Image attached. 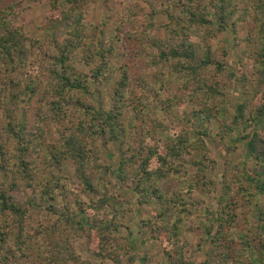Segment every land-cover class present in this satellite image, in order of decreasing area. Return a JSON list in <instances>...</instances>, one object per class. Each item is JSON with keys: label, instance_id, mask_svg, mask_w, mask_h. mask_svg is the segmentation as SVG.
<instances>
[{"label": "trees", "instance_id": "obj_1", "mask_svg": "<svg viewBox=\"0 0 264 264\" xmlns=\"http://www.w3.org/2000/svg\"><path fill=\"white\" fill-rule=\"evenodd\" d=\"M139 1L147 8L146 25L142 31L129 33L127 41L136 59L132 64L140 67L137 61L141 60L147 78L142 89L159 102L161 110L193 105L195 110L185 116L179 114L178 119L190 126L196 123L194 137L184 128L172 134L166 123L135 114L138 100L129 86V69L127 65L115 69L109 60L116 34H106L99 25L84 19V7L91 0H50L42 41L29 39L20 29L7 25L5 20L14 12L13 7L0 11V264H17L20 260L30 264H91L74 250L77 230L85 228L97 235V264L141 262L135 253L140 242L132 233L123 237L126 247L108 246L115 242L120 229L118 212L110 205L117 199L107 190L109 174L121 188L132 184L140 204L158 207L156 215L161 225L141 221V228L154 225L157 232L172 239L174 245L165 251V264H194L184 260L178 223L182 226L188 213L186 201L196 188L194 183H213L199 175L205 172L204 162L209 160L206 140L216 137L228 153L244 140L256 168L242 161L235 165L228 161L232 176H224L219 211L211 214L203 238H210L217 249V264H227L231 253L236 254L232 263L237 264L239 255L248 258L246 252L254 253L249 264H264V236L260 234L264 224L255 223H264V205L261 207L258 201L264 195V0ZM60 2L67 7L61 9ZM158 17H164L165 22L156 24L154 19ZM240 24L247 30L242 56L252 61L253 71L248 74L239 61L236 75L244 88L251 87L252 79L251 97H259L255 109H246L244 102L235 107L227 104L226 91L235 75L226 70V50L208 45L228 28L236 32ZM78 67L89 68L90 77ZM110 69L120 71L121 76L112 86L113 104L106 109L86 101L85 96L93 94L96 84L113 82ZM69 107L77 113L75 122L67 120ZM135 118L151 129L143 135L141 126L135 132L136 141L130 143L127 136ZM262 126L260 134L257 129ZM97 139L104 145H117L119 160L115 168H103L99 162ZM192 153L198 155L190 163L196 173H190L189 164L183 162V156ZM66 161L74 166L76 185L72 189L66 188L62 182L65 178L59 175ZM41 171L47 173L42 178ZM19 186L33 194L24 204L13 195ZM65 191L76 198L85 193L95 200L85 208L79 199L60 205ZM239 202L256 214L253 241L247 232H228L236 229L234 212ZM101 209L109 215L107 219L97 215ZM41 210L49 213L52 224L34 227L29 233L25 225ZM118 211L123 213L122 209ZM213 224L216 231L211 234ZM235 242L240 246L239 255L231 245ZM142 260V264H149L147 256Z\"/></svg>", "mask_w": 264, "mask_h": 264}, {"label": "rangeland", "instance_id": "obj_2", "mask_svg": "<svg viewBox=\"0 0 264 264\" xmlns=\"http://www.w3.org/2000/svg\"><path fill=\"white\" fill-rule=\"evenodd\" d=\"M61 9H64V4L59 3ZM10 7L14 8V12L10 13L6 17L7 25L11 29H20L26 37L29 39H35L42 41L44 39V27L48 20V12L50 11V0H0V11L3 9H9ZM145 4L139 0H91L84 7V19L87 23L92 25H99L101 29L106 34L110 32L116 34V38L113 42V53L109 56L111 65L118 69L123 65H127L130 72V84L129 86L132 89V93L136 94L137 97V111L135 114L141 115L142 117L148 116L150 119L161 121L166 123L172 130V134L176 132L179 128H184L190 131V137H194V131L196 128V123L193 122L190 125H186L184 122H181L178 119V115L182 116L187 115L188 113L195 110V107L191 104H185L182 108H174L173 110H161V105L158 101L150 95L147 96L146 92L143 91V80L144 71L141 66V60L137 61L140 67L133 65V62H136V59L133 58V48L129 44L130 41H127L128 34L132 33L133 30H144L146 25V19L144 17ZM156 24L165 22L164 17H158L154 19ZM103 24V25H102ZM247 35L246 27L243 24H240L236 27V32H233L228 28L225 32L218 35L216 39L210 40L208 45L213 46L216 49H225L226 55L223 57V61L226 65V70L234 73V77L231 80V84L228 86L226 91V102L230 107H235L236 105L243 103L246 109H255L258 101H255L257 98L251 97V90H253V81H249V86L241 87L240 82L237 80V69L239 61H242L245 64L246 71L248 74H252L253 64L252 61L244 58L242 52L246 49V44L243 42L245 36ZM221 56L222 54L219 53ZM81 70V73L87 74L89 77L91 72L89 68L78 67ZM111 81L110 84H96L92 88L93 94L90 96H85L86 101H90L97 106H104L106 109H110L112 102V86L114 82L120 79L121 72H113L112 69L109 70ZM251 76V75H250ZM141 78V79H140ZM140 85V86H139ZM142 89V90H141ZM139 104V105H138ZM27 110V109H26ZM74 108H68V114L70 115L67 120L75 122L77 121V113L73 111ZM184 110V114L182 111ZM131 119L134 118V115ZM32 118V116H30ZM130 129L127 140L130 143L136 141L135 132L141 129V126L145 130H142L143 135H146L150 132L149 124L140 122L139 118H135ZM134 125V126H133ZM134 127L136 130H134ZM213 132L216 133L214 127H212ZM260 131V134L263 133V126L257 129ZM218 137L215 139H207L206 146L208 149L207 159L204 162V165H207L205 172L199 175V178L206 176V179L211 180L212 184H206L199 181L197 184L194 183L196 187L191 191L187 196L186 207L188 213L185 214L184 222L182 226L178 223L180 243L179 245L183 247L184 260L189 263L194 264H217L219 261L216 260L215 256L217 254V249L214 248L213 244L210 241V238H203V235L206 229L210 226V218L212 213L219 211V198L222 194L223 188V179L224 176L227 178L232 176L233 169L228 167V161L233 165L239 163L240 161L244 162L247 167L254 169L256 168L255 163L251 160L250 156L246 152L245 141L242 140L237 144L236 150L233 152H227L224 148V144L220 142ZM96 146L99 150V162L103 165V168L110 166L111 169L116 167L119 160V151L117 145L114 143H108L107 145L103 144L102 140H96ZM161 147H159L160 150ZM164 151V150H163ZM198 158V155L192 153L191 155L183 156V162L189 164L190 173H196V169L193 168L190 163ZM211 161L214 164H211ZM40 162V161H39ZM39 166L44 168V164L40 162ZM155 164H152L154 167ZM211 167H215L211 169ZM74 166L71 161H66L62 165V169L59 172L61 177H64L65 181L62 182L66 184L67 189H72L76 185V181L73 179L74 175ZM47 173L41 171L39 177L42 178L43 175ZM108 181L109 186L107 188L110 196H114L117 201L112 200L113 210L117 213L116 222L120 225L119 232L115 235L117 238L115 242H111L108 246L118 247L125 246L126 240L123 237H128L130 233L137 236L140 244H137V249L135 253L137 254L138 259L143 262L142 258L147 256L149 264H165L166 256L165 251L171 250L174 243L172 239L164 233H159L156 230V226L151 225L146 228H141V221H153L157 222L158 225H161L160 219L157 217V208L155 204H140V199L137 195L134 194L132 189H134L132 184H129L128 188H121L117 179L114 178V175L109 174ZM16 178L18 184L21 182ZM10 181V179L8 178ZM187 181V180H186ZM20 182V183H19ZM198 187V188H197ZM13 195L16 197L21 204L26 203V201L33 197L31 190L25 189L22 186H19L16 191L13 192ZM68 196V198H66ZM74 199H79L83 203V208L87 205H91V200H95L94 196L88 194H79L76 198L70 195L65 191L60 197V205H66L68 201H74ZM259 205L262 207L264 205V195H261L258 199ZM118 202L120 204H118ZM237 210L234 214V222L236 229L228 230V232L235 231L237 234H244L247 232L249 240L253 241L252 234L256 229H254V215L251 214L243 204L239 202ZM123 210V213H119L118 210ZM112 210H106L107 213ZM106 211L103 209L100 210L101 213H97L100 218L107 219ZM180 212V210H179ZM52 218L49 216V213L45 210L36 212L32 215L30 220H28L25 225L26 230L29 233H33V228H41L47 225L52 224ZM175 219H173V222ZM259 223L258 226L263 225L262 221L256 222ZM16 225V224H15ZM211 234H214L216 231L215 225L213 224ZM17 226V225H16ZM77 235L74 242V250L77 255H79L83 260L90 261L91 264H97L96 257L94 252L98 248V238L94 232L89 233L87 228L84 231L77 230ZM258 231V230H257ZM260 234L264 236L263 229ZM91 235V236H90ZM114 235V233H113ZM145 236L148 240L145 242L143 239ZM236 240V237H235ZM143 242L144 244H142ZM114 244V245H113ZM255 244L257 242L255 241ZM232 248L237 250L240 248L238 242L232 243ZM226 249V248H225ZM232 250L229 251V254ZM219 252V250H218ZM252 253V252H251ZM248 256H240V259L237 260V264H249V252H246ZM211 256V260H209ZM227 259V264H233L232 261L236 258V254L231 253ZM127 262V257L123 258ZM140 261L137 264H142ZM234 262V261H233ZM31 262L19 261L17 264H30ZM103 264H113L110 261H104Z\"/></svg>", "mask_w": 264, "mask_h": 264}]
</instances>
